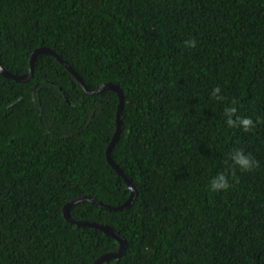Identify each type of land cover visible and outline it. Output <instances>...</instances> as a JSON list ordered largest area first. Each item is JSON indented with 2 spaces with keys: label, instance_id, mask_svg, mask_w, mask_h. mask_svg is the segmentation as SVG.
<instances>
[{
  "label": "trees",
  "instance_id": "16d2710c",
  "mask_svg": "<svg viewBox=\"0 0 264 264\" xmlns=\"http://www.w3.org/2000/svg\"><path fill=\"white\" fill-rule=\"evenodd\" d=\"M40 48L90 90L123 92L111 158L134 203L70 209L125 239L124 256L105 264H264V0H0L1 66L25 75ZM118 106L50 55L26 83L0 74V264H93L118 251L62 214L78 197L130 198L106 158ZM240 118L255 126L245 132ZM237 149L257 167L236 168ZM217 173L227 191L209 190Z\"/></svg>",
  "mask_w": 264,
  "mask_h": 264
},
{
  "label": "water",
  "instance_id": "95a60500",
  "mask_svg": "<svg viewBox=\"0 0 264 264\" xmlns=\"http://www.w3.org/2000/svg\"><path fill=\"white\" fill-rule=\"evenodd\" d=\"M40 55H50L54 59H56L63 67H65L71 73V75L81 85V87L84 89V91L88 95L96 96V95H98L102 92H105V91H112L113 93H115L118 96L119 106H118V111H117V116H116V131H115V134H114L110 144L107 147L106 158H107L108 164L114 169V171L120 177H122L124 179V181L128 185V188L131 192L130 198L123 205L114 207V206L106 205V204H103L99 201H96L95 199H93L91 197H87V196L78 197L76 199L71 200L67 205L64 206L62 214H63L65 221L68 222L69 224L76 226V227H88V228L99 230V231L103 232L105 235H108V236L114 238L119 243V249L116 253H110V254L103 255V256L99 257L93 264H105L109 261L120 259L121 257L124 256V254L126 253V250H127V243H126L125 239L122 238L118 233H116L115 230H113L112 228H110L106 225H101L98 223H93V222H88V221H76V220L72 219L70 217V209L79 203L90 202L93 205H96L102 209H105V210H108L111 212H122L124 210L129 209L134 203L137 192H136V189H135V186H134L132 180L130 178H128L123 173V171L116 165V163L111 158V152H112L115 144L117 143L119 136H120V133H121V130H122V111H123V104H124L123 92L119 86H117L113 83H105L103 85H100L95 91L90 90L85 85V83L82 81L80 76L68 65V63H66L56 53H54L53 51H51L50 49H47V48H40V49H37L36 51L33 52V54L30 57V62H29V68L30 69H29V72L27 74L20 75V76L14 75V74L8 72L7 70H5L1 66V64H0V74L5 79L12 80V81H15L17 83H26L32 77L35 61Z\"/></svg>",
  "mask_w": 264,
  "mask_h": 264
},
{
  "label": "clouds",
  "instance_id": "9594fccd",
  "mask_svg": "<svg viewBox=\"0 0 264 264\" xmlns=\"http://www.w3.org/2000/svg\"><path fill=\"white\" fill-rule=\"evenodd\" d=\"M186 46L195 47V41H186ZM221 92L219 87L213 88L211 90V96L217 100L221 99L219 95ZM226 114L231 115L234 113L233 108H226ZM229 123H233L231 120ZM239 127H241L245 132L250 128L254 127V122L250 118H240L235 122ZM232 164L241 170L242 172H250L257 167L256 160L250 155L245 153L241 149L234 150L231 155ZM230 187L229 177L224 173H217L215 176L211 177L208 183V188L213 193H219L227 191Z\"/></svg>",
  "mask_w": 264,
  "mask_h": 264
}]
</instances>
